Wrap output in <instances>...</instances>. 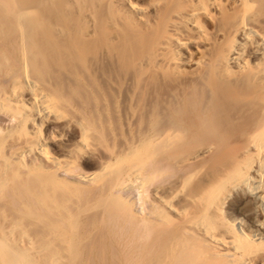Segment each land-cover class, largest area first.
<instances>
[{"label":"bare ground","instance_id":"obj_1","mask_svg":"<svg viewBox=\"0 0 264 264\" xmlns=\"http://www.w3.org/2000/svg\"><path fill=\"white\" fill-rule=\"evenodd\" d=\"M150 1L151 0H149V2ZM233 1L237 6V11H238L237 12V18H236V21L234 22L235 25L233 23L234 27L232 29L231 36H230V39H229L227 46L225 47L224 50H222L223 47H221L222 51L219 54V56H217L218 58H217L216 65L218 64V66H220V68L223 69L229 76H237V77L239 76V80L243 78L242 80H246L248 82L247 86H245L246 82H243V84L241 83L242 84L241 86L244 85L245 87L240 88L241 87L240 86L239 88L244 90V91L246 90L247 92L251 91V94L253 93V98H250L252 100L249 102H252L255 105L256 114L254 113L255 117L252 120H251V117H250V119L248 118L249 119L248 122H250V123L245 121L246 123H248V124H246L247 126H245L246 127L245 130L241 125L242 122H239L240 124L236 125L237 127L241 126V128L240 127L239 128L242 131V133H244V131H245V135L243 136V138H245V143L242 146V149L240 148L241 149L240 154L235 159V161L228 168L224 169L221 173L219 172L220 174L214 180H211L208 183V185H206V188L201 193L197 194V192H196V194L190 195L189 202L193 206H195V208H196L195 211L191 212L187 208L181 207L180 205H182V204H179V206H177V205L173 204L171 200H168L165 197H162V195L159 197L160 201L164 202L167 205L166 207H168L169 210H171L175 214L177 219L179 218L182 220V225H181V237L176 238L175 240L169 241L167 245H164L161 248L158 247L160 250L157 252L154 261L152 260L154 262V264H170L172 261H173V264H264V28L263 27H257V23H259L261 21L264 23V19L261 20V17L262 16L264 17V0H233ZM157 2H159V1L157 0ZM157 2H155V3H157ZM108 3L110 6L114 7V10H115L114 11L115 14H113L114 19H116L118 21H122V22H127L129 24L135 23V22H137V23L145 22L147 14L150 11V5L140 3L138 0H109ZM85 4H86V0H0V212L4 210L3 208L7 207L8 202H10L11 204H14L13 206L15 208L14 212L12 211V209L9 210V211H11V213L8 212L9 214L6 215L5 220H4L5 222L3 224H1V222H0V264H73V261H74V258H73V256H74L73 251L74 250L73 249H74V246L76 244L77 238H79V236H80L79 232L81 231V229L79 232L77 231V229L74 225V222H75L76 214H79L80 212H82V210H84L83 204L85 202L83 203L81 201V198H82V196L85 198V196L83 195V193L85 192V188H86L85 185L102 186L101 178L99 177V173H96L93 171L91 173H88V172L84 173V174L81 173V175H79L77 177L78 180L74 181L72 183L71 182L67 183L65 180H63L59 176V173H58L59 170H62L64 168H66V170L64 169L65 171H67L68 167H69V169L72 168L74 166L73 164L80 161V159L83 158L84 156H92L94 153H96L95 150H96V146H97L96 144H97V139H98L97 130L101 129V126L99 124H97L98 122L95 119V117L93 118L94 113H92V114L90 113V111L92 112L93 110H89V112L87 111L88 109L84 110V112L87 111V113H89L88 118L90 117V119L87 118L88 120H85L82 115L75 114L72 112L76 108H78L76 106V102H74V101L79 100L77 98V96L79 97V94H78L79 92H77L78 95L74 98V96H73L74 93L72 92L73 95H71L72 93L69 92L70 90L69 91L67 90L69 88L67 87V89H66V86H64V84L62 82L64 78H62V81H61L62 85L59 83L60 79H61L59 76H61V74L60 75L58 74L59 76L57 74L56 75L54 74L56 72V70H58V69L61 70L60 68H62V69L64 68L65 70H67V73L70 72V73H68L69 75H71V73H72L73 76L77 75V77H78V75H79V77H81V78H82V76L84 77V74H83L84 73L83 72L84 71L83 70V68H84L83 64L84 63L83 62H85V59H84L85 56L83 53L85 51H83V49L85 50V48H84V45L82 42H78V38H77V34H76L77 31L74 32L75 28L73 29V26L71 25L73 23H71V21H70L69 12H70V10L75 9L76 11H78L82 15L83 19L85 18L90 23L89 27L91 28V26H92V28L90 30H88V32H86L85 36L89 40H91V42H92V39L97 34V29L95 27L96 25L94 26L95 16L93 13L94 11H92ZM160 5H161V3H160ZM219 5H220V3L218 0H183V2L179 6L173 8L171 11L172 16L170 18L169 24H167L168 27L166 28L165 34L163 33L164 35H163L162 40L160 42V46L158 47L159 53L157 55L159 58L157 59L154 56V58L157 59L155 61L156 62L160 61L164 64L175 66V68L182 67L184 64V61H185V57L183 54L184 48L188 47L190 45H194V44L189 45L188 40H191V39L184 38L182 36V33L183 32L193 33L194 37L199 38L200 40H201V38L203 39V37H206L207 29L205 26H207V25L204 24L203 20L213 19L214 13H216V12L213 13V11H214V9L217 10ZM158 10L159 9H157V11ZM218 10H219V8H218ZM78 12H76V13H78ZM103 16H105V15H103ZM113 17H110V18H113ZM86 20H84V21H86ZM111 21H112V19H111ZM153 21H154V19H153ZM206 21H208V20H206ZM220 21L221 20L219 19V21H217V23H219ZM109 23H111V22H109ZM109 23H107V24H109ZM206 23H208V22H206ZM75 24H77V23H75ZM98 25H99V23H98ZM112 25H114V24L112 23ZM74 27H75V25H74ZM81 28H83V27H81ZM78 31L80 32V30H78ZM226 33H228V32H226ZM183 35L186 36L185 33ZM113 36L115 38L114 34H113ZM113 36H111V38ZM190 36H191V34H190ZM79 37L82 38V36H80V35H79ZM86 37H83V39ZM102 38H104V37H102ZM191 38H193V36ZM88 39H86V40H88ZM210 39H212V37ZM115 40H118L117 36H116ZM213 40H214V38H213ZM82 41H85V40H82ZM108 41H110V39ZM112 41H113V39H112ZM191 41L195 42V44H196L197 39H195V41H194V38H193V40H191ZM202 41L205 42L204 39ZM208 41L210 42V40H208ZM215 41H216V39H215ZM121 42H123V41H121ZM206 42H205V45H208V43L206 44ZM109 43L107 42V45ZM200 43L202 46L204 45V44H202L203 42H200ZM115 44H117V43H115ZM198 44H199V42H197L196 47H198L200 45V44L199 45ZM210 44H212V43H210ZM216 44H218V42H216ZM213 45H215V44H213ZM85 46H86V48L88 47L86 44H85ZM212 46H210V48ZM112 48L110 47V49H112ZM190 48H191V46L188 49H190ZM205 48L207 49V47H205ZM214 49H215V47H214ZM192 50L190 52H192ZM207 50L205 51V53L207 52ZM208 51H210V50H208ZM86 52H87V49H86ZM86 52H85V54H86ZM106 52H108V51H106ZM112 52H114V51H112ZM153 52L155 53L156 51L154 50ZM198 54L200 57V53H198ZM206 54H209V53H206ZM109 55H112V54H109ZM188 57H189V55H188ZM196 57H197V55H196ZM195 59H197V58H194L193 60L195 61ZM203 59H205V57L204 58L201 57L193 63V64H195L196 68L201 67V69H202L205 66V63L207 65L208 59L206 58L207 60L205 63H204L205 60H203ZM214 59L216 61V57H214ZM144 61H146V60H144ZM156 62H154V63L156 64ZM147 63L148 62H146V64ZM189 64L190 63L188 62L187 65H189ZM211 64H212V62H211ZM202 65H203V67H202ZM214 65H213V67H214ZM88 66H89V64H88ZM211 66L209 67L210 69L208 68L209 70H211ZM187 67H189V66H187ZM163 70L165 71V67L163 68ZM197 70H199V69H197ZM63 71H62V73H63ZM101 71H102V68H101ZM157 71H159V70H157ZM166 71H167V69H166ZM168 71H169V69H168ZM194 71H196V69L191 71L192 75H193ZM57 72H59V71H57ZM154 72H156V71H154ZM179 72H177V73H179ZM206 72H208V74H209L208 70ZM206 72H205V74H206ZM221 72H223V71H221ZM107 73L108 72H106V74ZM160 73H158V74H160ZM186 73H187V71H186ZM68 74L67 75L64 74V75H66V77H68L69 76ZM194 74H195V72H194ZM196 75H197V73H196ZM202 75H204V73ZM202 75H200V77ZM207 75L205 76L206 78H207ZM71 76H69L68 78H70ZM197 76H199V75H197ZM66 77H65V82L67 85L68 81H67ZM86 77H84V78H86ZM205 77H202V80H204L203 78H205ZM84 78L82 81H84ZM88 78H90V77H88ZM195 78H197V77H195ZM75 80H76V82L79 81L77 79H73V81H75ZM219 80L217 81L218 83H216V82L215 83L221 85L220 82L222 83V81L219 82ZM232 80H235V79L233 78L230 81H232ZM239 80H238V82H239ZM79 82H77V85ZM89 82L91 84H94V82H91L90 80L88 81V84H90ZM204 82H206V81H204ZM73 83H75V82H73ZM152 83H154V82H152ZM234 83L235 82L233 81V86H235L237 82L235 83V85H234ZM88 84L86 85V87L88 86ZM108 84H109V82H108ZM223 84H225V83H223ZM82 85L85 86L84 84H82ZM200 85H201V83H200ZM212 85H210V89L213 88V87H211ZM72 86H74V88L76 87V85H72ZM91 86L93 87L92 88L93 90H94V88L98 87L97 83H96V85L94 84ZM94 86H96V87H94ZM202 87H204V86L202 85ZM219 87H217V88H219ZM89 88L88 89L86 88V91H88ZM200 88L201 87L199 86L198 89H200ZM99 89H95L96 92H95V90H94V92L97 93V90H99ZM220 89H222V91H220L221 95L218 92H217L218 94H216V95H214L215 92L213 94L212 93L211 94L214 96L220 95L223 98V96H224L223 94H225V93L223 92L224 91L223 88L220 87ZM192 90H194V89H192ZM226 91H227V89H226ZM81 92H82V95H83V93L86 94L85 91L84 92L81 91ZM187 92L189 93V90H187L184 94H186ZM195 92L198 93L197 91H195ZM98 93H97V95L99 97V94H101V93H99V94ZM191 93L193 94V92H191ZM204 93L206 94V90ZM235 93H236V91H235ZM184 94H182V96ZM211 94H209V95L206 94L207 97L209 96L208 99L211 97L210 96ZM88 95H90V94H88ZM195 95H197V94H195ZM199 95H200V93H199ZM247 95H249V94H247ZM175 96L176 95H174V98H175ZM187 96H189V94ZM220 96L216 97L219 101L217 103V105L220 103V99H221ZM227 96H228V94H227ZM82 97H84V96H82ZM170 97L172 98V96H170ZM207 97L205 99H207ZM235 97H237V96H235ZM90 98H89V100L94 102L95 98L94 99L93 98L90 99ZM101 98H102V96H101ZM174 98H173V100H175ZM186 98H188V97H186ZM191 98H193V97H190L189 100H191ZM199 98H197V99H199ZM203 98H204V95H203ZM229 98H232V97H229ZM233 98L231 101H237L236 98H234L235 100ZM80 99L82 100V98H80ZM205 99H203V100H205ZM239 99H241V101H242V98H239ZM84 100H86V99H84ZM180 100L183 101L182 99H179V102H180ZM222 100H221L220 104L224 103V102H222ZM244 100H246V99L243 98V102H246ZM91 101H89V102H91ZM123 101H125V100H123ZM158 101L160 102V100H158ZM169 101L166 100L165 102H169ZM206 101H204L202 103V108H201L202 110H204V109L206 110V108L209 105V104H207L208 101L207 102ZM93 102L91 104H93ZM188 102L189 101H187L186 103H188ZM192 102H194V101H192ZM212 102H214V104ZM212 102L210 101V103H212L211 105L214 106L217 101H212ZM174 103H175V101L173 103H171L172 104L171 106L173 108H174L173 105H175V106L177 105ZM234 103H236V102H234ZM234 103H232V106ZM194 104H193V106H194ZM220 104L218 106H220ZM245 104H243L242 106H244ZM82 105H84V103ZM86 105H88L87 101L85 102V106H83V107H86ZM99 105H97V106H99ZM142 105H143V103H142ZM188 105H186V107ZM89 106H90V104H89ZM81 107L82 106L79 105V108H81ZM92 107H94V109H95L94 105H92ZM186 107H183V109ZM223 107H222L223 111H224V108H225V110H227V108H226L227 105L224 108ZM240 107L241 106H239V108ZM252 107H253V105H252ZM104 108H105V106H104ZM108 108H107V110H108ZM159 108L162 109L160 106H159ZM159 108L157 107V110ZM176 108H177V106H176ZM176 108H175V110H176ZM214 108L215 107H213V109ZM237 108H238V106L236 105L235 109H237ZM101 109L102 108L100 107L99 110H101ZM141 109H143V107ZM145 109H147V108H145ZM216 109H218V107H216ZM233 109L234 108H232V110ZM79 110H83V108H81ZM107 110L105 109L104 111L106 112ZM139 110H140V107H139ZM190 110H192V109H190ZM229 110H230V107L227 111H229ZM186 111H188V109ZM199 111L198 112L200 114H202V115L204 114L203 113L204 111L202 113H201V110H199ZM207 111L208 110H206L205 112H207ZM214 111H215V109L213 110V112ZM217 111L218 110H216L217 115L220 116V114H219L220 112L218 113ZM252 111H254V110H252ZM84 112H83V114H85ZM107 112H109V111H107ZM150 112L151 111H149V113ZM164 112H165V110H164ZM195 112H197L196 109H195ZM195 112L193 111L194 114H195ZM209 112L211 113L212 111L209 110ZM209 112H208V114H209ZM224 113L228 114V112H223L222 114H224ZM229 113L232 114L230 111H229ZM90 114L93 116L91 117ZM102 114H103V112H102ZM102 114H100V116ZM183 114H184V111H183ZM194 114H191V115H194ZM230 114H228V116L225 114H224V116L221 115L222 116L221 118H223L225 116L227 118L230 116V118H231L232 116ZM163 115H165V114H163ZM212 115L213 114H211V116ZM217 115H216V119H215V117L213 119H211V117L210 118L208 117L205 119H210L211 121H213L215 119L214 121H216L218 118ZM96 116H97V114H96ZM153 116H154V114H153ZM203 116L207 117L206 114ZM102 117L105 118L104 120L107 119V116L104 117L102 115ZM166 117L167 116H165V118ZM158 118H160V117H158ZM221 118L216 121V122L219 121L218 122V123H220L219 125H221V123H223V122H220ZM227 118H226V121L229 120ZM243 118L245 119V117H243ZM180 119H182V118H180ZM186 119H187V117H186ZM193 119H194V117H193ZM205 119L202 118V121ZM240 119L241 118H239V120ZM161 120L162 119L160 118L158 121H161ZM191 120H192V118H191ZM200 120L201 119H199V121L198 120L197 121L200 122ZM210 120L209 121L206 120L207 121L206 125H205V123L202 125V122L200 124L197 123L198 126L193 125L194 128L196 127L198 129H193L192 131L198 130V132H199V127H200L201 131L203 129H205L204 127H206L207 129H211L210 126L213 124L214 121L211 122ZM245 120H247V118ZM107 121H109V120L107 119ZM151 121H153V120H151ZM175 121H177V120L175 119ZM182 121H183L184 125L187 126L186 125L187 123L185 122V120H182ZM231 121L232 120H230L228 122H231ZM234 121L235 120H233L232 122H234ZM166 122H167V120H166ZM209 122H211L212 124L208 125ZM244 123H242L243 126L245 125ZM181 125H183V124H181ZM215 125L219 126L217 123H215L214 126ZM97 126H99V129H97L98 128ZM201 126H204V127H201ZM154 127H155L154 129L160 130V128H158V126L157 127L154 126ZM106 128H109V127H106ZM162 128L163 129L159 133L158 132L155 133V135H154L155 137H153V138L159 137L160 142H161V140H163V138L165 139L167 137H176V136L181 137L180 135H178L179 132H182L186 129L185 128L184 130H182L183 127L180 128L179 126H176L174 124H173V126L169 125L168 127H162ZM67 129L74 130L76 132L75 133L76 135H75V137H73V139L71 138V142L69 145H67L66 147H64L65 146L64 145L63 146L64 148L61 147V149L63 148L62 149V151H63L62 155H58V154L54 155L53 152L49 151V145L52 142V140H54V138L56 137V132H58L60 130L66 132ZM104 130H105V127L103 128V131ZM124 130L126 131V129H124ZM187 130L188 129H186V132H187ZM201 131H200V133L197 132L199 134L198 136L205 134V133L201 134ZM210 131H212V130H210ZM237 131H239V129ZM214 133H216V132H214ZM238 133L240 134V132H238ZM109 134H110V132H109ZM195 134H196V132H195ZM205 135H206V137L203 135L202 136L206 139L209 134L207 135V133H206ZM202 136H201V138H202ZM228 137L229 136H227V138ZM145 139H143V140H145ZM8 141H10V147L8 148L9 150H7V152L5 154L1 155V152H2L5 144ZM163 141L165 142V140H163ZM173 141L176 142V140H173ZM137 142H138V140H137ZM158 142H156V143H158ZM170 142H171V140H170ZM209 143H211V142H209ZM124 144L126 145V143H124ZM165 144H168V143L166 142ZM165 144H164V146L167 147L168 145H165ZM175 144H172V145H175ZM148 145H149V143L147 141H144V142L139 143L138 146H136V145L133 146L132 147L133 153L137 154V152H139V150L141 148L146 150ZM176 145H178V142ZM209 145H211V144H209ZM162 146H160L161 149L159 147H157V148H159V150H163ZM207 146H208V144H207ZM122 147H124V146L122 145ZM174 148H176V147H174ZM52 149H53V147H52ZM154 149H155V146H154ZM209 149L211 150L212 147ZM126 150H127V148H126ZM135 150L137 152H135ZM156 150H154L153 153L154 152H155V154L161 153V152H158L159 150H157V152H158L157 153ZM8 151H10V152H8ZM143 151H142V153H143ZM198 151H199V149H198ZM120 152H122V151H120ZM120 152H119L116 160L114 159L116 161L114 163L120 164V162H121L122 164H125V163L128 164L127 162L130 159H128V161H127V158H126V157H128L127 152H124V150H123L122 154ZM129 152H131V151H129ZM195 152H197V151H195ZM27 153L28 154L31 153L34 157L31 163H26L28 160L24 161V159H23L24 155ZM145 153H147V151ZM148 153H149V151H148ZM192 153H194V152H192ZM131 154H132V152H131ZM131 154H130V156H131ZM135 154H134V156L136 157ZM214 154H216V153H213V156H215ZM152 155H154V154H152ZM103 157H105V155ZM108 157H110V156H108ZM101 158H102V156H101ZM132 158H133V155H132ZM191 158H189V159H191ZM187 159H188V157L186 158V160ZM42 160H45V161L49 162L50 164H52L53 165L52 168L54 167V170L51 171L52 169L51 170L49 169V165H48L49 163L48 164L46 163L48 165V167H46L47 165L45 166V164L43 163L45 161H42ZM84 160H85V158H84ZM110 161H111V158H110L109 162L107 160H102V162L100 163L101 164L100 168L98 167L99 169H101L100 172L103 171V173L106 172V174H108L109 170L112 168L111 164H113V166L115 165L114 163H111ZM123 161H124V163H123ZM182 161H184V160H181V162ZM14 163H17V168L12 167V164H14ZM146 164H145V166L150 165V163L147 165ZM69 169H68V172H69ZM73 169H75V168H73ZM99 169H97V170H99ZM70 170H72V169H70ZM23 171L26 172V175H25L26 177L22 176L21 172H23ZM73 171H75V170H73ZM73 171H70V173H72ZM159 171H160V168H159ZM103 173H102V175H103ZM65 174H66V172H65ZM72 174H74V172ZM110 174L113 175L112 173H110ZM110 174H108V175H110ZM114 175H116V174H114ZM123 176L126 179H135V182H136V180H139L141 178V171H140L139 166L136 163L130 164V165L128 164L124 168ZM113 178L114 177H112L109 182H111V181L113 182V180L115 181V178L114 179ZM121 178H122V176H121ZM108 179H110V178H108ZM181 179L182 178H180V181H181ZM132 182H134V180ZM155 182H157V181H155ZM181 182H180V184H181ZM138 183H140V182H138ZM136 184H137V182H136ZM183 184H185V183L183 182ZM106 185H107V183H106ZM117 185L121 189V191H122V188L126 189V185H124V182L119 183ZM144 185H145V183L143 184V186ZM110 186L111 185H109V187ZM130 186H134V185H130ZM107 187L105 186L104 189H106ZM135 187H137V186L135 185ZM97 188L99 189V187H97ZM127 188H129V187H127ZM139 188L142 189L141 186ZM181 188H183V186ZM94 189H96V188H94ZM98 189L95 192L98 193ZM177 189H179V188H177ZM180 189H179V191H180ZM126 190H128V189H126ZM91 191L92 190H90V192ZM183 191H185V190H183ZM95 192H94V194H96ZM103 192H105V190ZM115 192H117V191L115 190ZM186 192H187V190H186ZM236 192H241L244 194L243 196L248 197V201L250 203V209H249V211H250V223L248 225L243 224L240 220H237V218L235 220V219H230L227 216L226 202H228V200L230 199L229 197H231V195L233 193L236 194ZM178 194H180V193L178 192ZM182 194L183 193H181V197H182ZM119 196H120V199L123 198L121 195H119ZM155 196H157V195H155ZM183 196L186 197V194ZM92 197H90V199ZM176 197H177V194L175 195V198ZM16 199H19L20 203L19 204L17 203L18 205L15 204L16 203L15 201H17ZM92 200H93V198H92ZM178 200H177V202H178ZM137 201H138V199H137ZM174 201H176V200H174ZM97 202L98 201H95V202L92 201V202H90V204L91 203L96 204ZM135 202H136V200H135ZM154 202H156V201H154ZM158 203L161 205L160 202H158ZM181 203H182V201H181ZM132 204L133 203H131V205ZM15 205H17V207ZM183 205H185V204H183ZM105 207L108 211L109 207L108 206H105ZM127 207H130V205L128 204ZM99 208L102 209V207H99ZM103 209H105V208H103ZM103 209H102V211H104ZM74 210H76V212H74ZM93 213L91 211V214H93ZM134 213H136V212H134ZM1 214H3V213H1ZM108 214H110V213H108ZM153 214H154V212H153ZM86 215L89 216L90 214L89 215L86 214ZM149 216H150V214L147 217L148 219H149ZM156 216H157V218L160 219L163 216L162 212L157 210ZM156 216L154 217V219L156 218ZM2 217H3V215H2ZM79 217H80V215H79ZM103 217H104V215L102 216V219H101L102 221L104 220ZM110 217H109V215L107 216V218H110ZM90 218H92L91 215H90ZM90 218L88 217L86 219V221ZM98 218L99 217H96L97 221L98 220L100 221V219H98ZM123 218H124V216H123ZM143 218H144V215H143ZM151 218H153V217H151ZM168 218L169 217H167V220H168ZM164 219H166V218L164 217ZM136 220H137V218H136ZM144 220H145V218H144ZM167 220L165 222L168 223L169 220L168 221ZM89 221L87 222L88 225H89ZM91 221H93V220L91 219ZM91 221H90V223H91ZM124 221H125V218H124ZM140 221H142L141 216H140ZM158 221H160V220H158ZM95 222H93V223H95ZM145 222H147V220ZM93 223H91V224H93ZM107 223H108V221L106 222V225H107ZM109 223H111V222L109 221ZM120 223H121V221H120ZM176 223L177 222H175V224ZM96 224H97V222H96ZM112 224H117V223L115 222ZM151 224H153V223H151ZM102 225L103 226H100V227H105L106 226L105 222L104 223L102 222ZM96 226L98 227L99 224H97ZM108 226H110V225H108ZM113 226H115V225H113ZM135 226H136V224H135ZM82 227H83V225H82ZM89 227H87V229ZM80 228H81V226H80ZM83 228H85V227H83ZM112 228L110 229L111 231L109 229L108 230L110 232H112L113 231ZM128 228H130L129 225H128ZM99 229H101V228H99ZM141 229H143V225H142ZM101 230L103 232L106 231L103 229H101ZM148 230H146V231H148ZM136 231H137V229H136ZM98 232H96V233H98ZM100 232L98 233V236H99V234H102V235L104 234L103 232H101V233ZM119 232H117V233H119ZM141 232L142 231H140V233ZM84 233L86 234V231H84ZM96 233H94V234H96ZM148 234H149V231L147 232V235ZM158 234H159V232H158ZM175 234H176V232H175ZM177 234H179V233L177 232ZM109 235H111V234H109ZM121 235L122 234L120 233V236ZM104 236L106 237V234H104ZM149 236H150V234H149ZM91 237H93V236H91ZM94 237L96 238L95 235H94ZM108 237H110V236H108ZM112 237H115V234ZM145 237H146V234H145ZM102 238H103V236H102ZM172 238H173V236H172ZM88 239H90V238H88ZM88 239H87V241H90ZM126 239H127V237H126ZM109 240H110V238H109ZM161 240H162V238H161ZM166 241H168V240H166ZM90 242H93V241H90ZM82 243H84V241H82ZM110 243L111 242H109L108 244H110ZM85 244H81V245H85ZM99 244L101 245L103 243H99ZM92 245H90V243L88 245V243H87V245H85V246L88 248V246H92ZM85 246H84V250L87 249V248H85ZM80 247H82V246H80ZM96 247L97 246L95 245V248ZM91 248H93V247H90V249ZM95 248H94V250H95ZM80 249H82V248H80ZM90 249H88V250H90ZM97 249H99V251ZM97 249L96 250L98 252H101V254H102L101 250H104L103 247H99ZM150 252H151V250H150ZM83 253H85V252H83ZM90 253H88L87 255H90ZM97 253H95V255H97ZM105 253H106V251H104V254ZM92 254H91V256H92ZM82 255H84V254H82ZM87 255H86L85 260H87ZM91 256H88V257H91ZM93 256H94V254H93ZM80 257L83 258L81 256V254H80ZM80 257L77 258V260L79 259V261L76 260L78 263L80 262ZM112 257H114V256L112 255ZM102 258H103V256H102ZM105 258L107 259L106 256H105ZM145 258H146V256H145ZM90 259L92 260L93 258H90ZM142 259H144V258H142ZM83 260H84V258H83ZM97 260H95V261H97ZM99 260H101V257L99 258ZM105 260H103V261L107 264V262H108L107 260H109V258L106 260L107 262ZM81 261H82V259H81ZM88 261L89 260H87L86 262H88ZM92 261L94 262V259ZM97 262L98 263H96V262H94V263L100 264L99 261H97ZM104 262H102V264H104ZM81 263H83V261ZM88 263H85V264H88Z\"/></svg>","mask_w":264,"mask_h":264},{"label":"rangeland","instance_id":"obj_2","mask_svg":"<svg viewBox=\"0 0 264 264\" xmlns=\"http://www.w3.org/2000/svg\"><path fill=\"white\" fill-rule=\"evenodd\" d=\"M108 1L109 0H97V1L96 0H86V4L85 5L88 6L92 11H94L93 12L94 16H95L94 26L96 25L95 27L97 29V34L99 33L98 35L96 34V36L92 39V42H91V40H89L85 36L86 32H88V30H90L92 28V26H91V28L89 27L90 23L85 18L83 19L82 15L78 11H76L75 9H72L69 12L70 21H71V23H73L71 25L73 26V29L74 28L76 29V30L74 29V32L77 31L76 34H77L78 42H82L83 43L84 48H85V50L83 49V51L86 52V49H87L86 54H85V52L83 53L84 56H85V58H84L85 62H83L84 63L83 64L84 68L82 67L83 70H84L83 71L84 72L83 73L84 77H86V76L87 77L84 78L82 76V78H81L78 75V77H79L78 78L77 75L73 76L72 73H71V75L73 76L72 77L71 75L68 74L70 72L67 73V70H65L64 68L63 69L60 68L62 71L64 70L63 73L59 69L56 70V72L54 73L55 75L56 74L57 75L61 74V76L58 75L61 78V79L59 78L60 79L59 83L62 85L61 81H62V78H64L62 82H63L64 86H66V89H67V87L69 88L67 90L68 91L70 90L69 91L70 93H72V92L74 93V95H73V93L71 94V95L74 96V98L79 94V97L77 96V98L79 100L74 101V102H76V106L78 108H76L72 112L75 113V114H80V115H82L84 117L85 120H88V119H90V117L88 118V114L89 113H87V111L89 112V110H93L92 112L90 111V113L91 114L94 113L93 114L94 116L91 115V114L90 115H91V117L93 116V118L95 117V119L98 122L97 124H99L101 126V129H99V126H97L98 127L97 129H99V130H97L98 139H97V144H96L97 146H96V150H95L96 153H94L92 156H84L83 158H81L80 161H78L75 164H73L75 167L73 166L72 168H70L72 170H70L69 167H68L69 172H68V169H67V171H65L66 168H64L65 170L62 169V170L58 171L59 176L63 180H65L67 183L68 182L72 183L74 181H77L78 180L77 177L79 175H81V173L82 174L87 173V172L91 173L93 171V172L99 173V177L101 178V184H102V186H99V185L98 186L85 185L86 188H85V192L83 193L85 198L83 196L81 198V201L83 203L85 202L83 204L84 210H82V212H80L79 214H76L75 222H74V225H75L77 231L79 232L80 229H81V231L79 232L80 236H79V238H77L76 244H75L74 249H73L74 250L73 251V253H74L73 264H77L78 263L77 261H79V259L77 260V258L80 257V254L84 258V260H83V258L80 257V262L78 264H85V263H88V262H89L88 264H96V263H98L97 261H99L100 264H102V262H104L103 260L106 259L105 256L107 257V259L109 258V260L106 259L108 262L105 260L107 262V264H113L114 262H115L114 264H128V263L129 264H154L153 261H154V259L156 257L157 252L160 250L159 248L163 247L164 245H167L169 241L175 240L176 238L181 237V225H182V220L179 219V218L177 219L175 214L171 210H169L168 207H166L167 205L164 202L160 201L159 197L162 195V197H165L166 199L171 200L172 203L177 205V206H179V204H182V205H180L181 207L187 208L191 212L195 211L196 210L195 206H193L189 202L190 195H194V194H196V192H197V194L201 193L206 188V185H208V183L211 180H214L224 169L228 168L235 161V159L239 156L240 151L242 149V146L245 143V138H243V136L245 135V131H244V133H242V131L240 130L241 126L238 125L240 127L239 128L236 125L240 124L239 122H242V123H244L245 121L248 122L250 117H251V120H252L255 117V114H256V112H255V108L256 107H255V105L252 102H249V101L252 100L250 98H253V93L251 94V91L247 92L245 90L246 91L245 92L244 90L240 89V88H244L245 86H247L248 82L246 80H242L243 78L239 80V76L238 77L237 76H229L223 69L220 68V66H218V64L216 65L217 58H218L217 56H219L221 51L224 50L225 47L227 46V44L229 42V39H230V36H231L232 29H233V27L235 25L234 22L236 21V18H237V12H238L237 11V6H236V4L234 3L233 0H218L219 3H220V5L218 6L219 10L217 8V10L214 9V11H213V13L216 12V13H214V17H213V19L215 21L213 19H210V20L209 19H205V20H203L204 24L207 25V26H205L206 29H207V34H206V37H203V39L205 40V42L207 41L206 44L208 43V45H205V42L202 41L203 40L202 38H201V40L199 38H195L193 33L189 32L191 34V36H190L189 33H186V32L182 33V36L184 38H186V39L193 40V38H194V41H195V39H197L196 44H197V42H199L200 45L199 44L198 45L200 47L202 46L200 42H203L202 44H204L203 45L204 47L203 46L201 48L199 46L196 47L195 42H193L191 40H188V42H189L188 44L189 45L190 44H194L195 46L194 45H190L191 46L190 49H188L190 46L184 48L183 54H184V57H185V61H184L183 66L180 67V68H175V66L167 65V64H164V63H162L160 61L156 62L155 60H157L159 58L158 55H157L159 53L158 47L160 46V42L162 40V37H163V35L166 32V28L168 27L167 24H169L170 18L172 16V12L171 11H172L173 8L179 6L183 2V0H158L159 2H157V0H151L152 2L151 1L149 2V0H141V1L138 0L140 3L150 5V11L147 14L145 22H142V23L135 22V23H131V24H129L127 22H122V21H118V20L114 19V17H113V14H115L114 7L110 6ZM155 2H157V3H155ZM160 3H161V5H160ZM157 9H159V10L157 11ZM75 11L78 12V13H76ZM103 15H105V16H103ZM110 17H113V18H110ZM262 17H261V20L264 19V17L263 18ZM111 19H112V21H111ZM153 19H154V21L156 23L153 21ZM219 19L221 21L219 23H217V21H219ZM84 20H86V21H84ZM206 20H208V21H206ZM108 21L111 22V23H109ZM206 22H208L209 24L206 23ZM75 23H77V24H75ZM98 23H99V25H98ZM107 23H109V24H107ZM112 23L114 25H112ZM233 23H234V25H233ZM74 25H75V27H74ZM81 27H83V28H81ZM257 27H263L264 28V23L262 21L257 23ZM78 30H80V32ZM226 32H228V33H226ZM184 33H185L186 36L183 35ZM113 34L115 35V38H114ZM79 35L82 36V38L79 37ZM111 36H113V37L111 38ZM116 36H117L118 40H115ZM192 36H193V38H191ZM83 37H86V38L83 39ZM102 37H104V38H102ZM211 37H212V39H210ZM223 37L224 38L226 37V38L224 39ZM213 38H214V40H213ZM81 39L85 40V41H82ZM86 39H88V40H86ZM107 39L108 40L110 39V41H108ZM112 39H113V41H112ZM207 39L210 40V42ZM215 39H216V41H215ZM121 41H123V42H121ZM107 42L108 43L110 42L108 45L111 48L113 47L114 49L113 48L110 49V47L107 45ZM216 42H218L219 45L216 44ZM115 43H117V44H115ZM210 43H212V44H210ZM85 44L88 46L87 48H86ZM213 44H215V45H213ZM212 45L215 47V49H214V47ZM210 46H212L211 47L212 49L210 48ZM205 47H207V49L210 50V51H208ZM221 47H223L222 50H221ZM154 50L156 51L155 53L153 52ZM191 50H192V52H190ZM206 50H207L206 53H209V54L205 53ZM106 51H108V52H106ZM112 51H114V52H112ZM198 53H200V57H199ZM109 54H112V55H109ZM188 55H189V57H188ZM196 55H197V57H196ZM154 56L157 59H155ZM193 57L197 58V59H199L201 57L202 58L205 57V59H203V60H205L204 61V63H205L206 60L208 59L207 60V65L208 66L205 63V66H204L205 68L202 65V67L204 68V69L202 68L203 70L201 69V67L200 68H196L195 64H193V63L197 59H195V61H194ZM214 57H216V61H215ZM144 60H146V61H144ZM146 62H148V63L146 64ZM154 62H156L157 65ZM188 62L191 65L190 64L187 65ZM211 62H212V64H211ZM88 64H89V66H88ZM213 65H214V67H213ZM163 66L165 67V71L163 70V68H164ZM187 66H189V67H187ZM210 66H211V70H209ZM101 68H102V71H101ZM166 69H167V71H166ZM168 69H169V71H168ZM194 69H196V71H194L195 74L193 72V75H192L191 71H193ZM197 69H199V70H197ZM206 69L209 71V74H208V72H206L207 71ZM157 70H159V71H157ZM57 71H59V72H57ZM154 71H156V72H154ZM186 71H187V73H186ZM204 71L206 72V74H205ZM221 71H223V72H221ZM106 72H108V73L106 74ZM157 72L158 73L161 72V73L158 74ZM177 72H179V73H177ZM200 72L201 73L203 72L204 75H202L203 73L201 74ZM196 73L199 76H197ZM64 74H66V75L68 74L69 76H71L70 77L71 79L68 78L69 76L66 77V75H64ZM200 75H202V76L200 77ZM206 75H207V78L205 77ZM65 77H66V79H67V81L69 83V84L67 83L68 86L66 85ZM88 77H90V78H88ZM195 77H197V78H195ZM202 77H205L206 79L203 78L204 80H202ZM83 78H84V81H82ZM233 78L235 80L230 81ZM73 79H77V80L80 81V82L77 81V82H79L78 85H77L76 80L73 81ZM237 79L239 80V82H238ZM89 80L91 82H94L95 85L97 83L98 87L94 86V87H96V88H94V90L95 89H99L101 87L99 90H97V93L98 92L101 93V94L98 93L99 97H98L97 93H95L96 90L94 92V90L92 89L93 87L91 85H94V84H91L90 82L89 83L91 85L88 84ZM218 80H219V82L222 81V83L220 82V84L222 86L219 85V84H216V83H218L217 82ZM204 81H206V82H204ZM233 81L235 83L237 82L236 85L234 83L235 86H233ZM73 82H75V83H73ZM108 82H109V84H108ZM152 82H154V83H152ZM243 82H246L245 86L244 85L241 86L243 84ZM200 83H201V85H200ZM223 83H225V84H223ZM82 84H84L85 86H83ZM87 84H88L89 87L91 86L90 87L91 89L88 86L86 87ZM72 85H76V87H75L76 89ZM202 85L204 87H202ZM210 85H212L211 86V87H213L212 89H210ZM199 86L201 87L200 88L201 90L198 89ZM219 86L221 88H223V90H224L223 92L225 94H223L224 95L223 98H222V96H220L221 95L220 91H222V89H220ZM217 87H219V88H217ZM86 88L87 89L89 88V90L86 91ZM192 89H194V90L196 89L195 91H197L198 93H196ZM226 89H227V91H226ZM187 90H189V93L187 92L189 94V96H187L188 95L187 93L184 94ZM205 90H206V94H208V95L211 94V93L213 94L214 92H215L214 95L219 93L220 95H217V96L218 97L220 96V98H221L220 99V103H221V100L223 99L222 102H224L225 104L224 103H222V104L219 103L220 106H218L219 104L217 105V103L219 101L216 98L217 96H214V95L211 94L210 95L211 97L208 99L209 96L208 97L206 96V94L204 93ZM81 91H83V92L85 91L86 94L83 93V95H82ZM235 91H236V93H235ZM77 92H79V93L77 94ZM191 92H193V94ZM199 93H200V95H199ZM241 93L242 94L244 93L245 95L244 94L242 95ZM88 94H90V95H88ZM182 94H184L185 96L184 95L182 96ZM195 94H197V95H195ZM227 94H228L229 97L236 98L237 101H231L232 98H229L227 96ZM247 94H249V95H247ZM100 95L102 96V98H101ZM174 95H176L175 98H174ZM203 95H204V98H203ZM82 96H84V97H82ZM170 96H172V98ZM235 96H237V97H235ZM90 97L93 98V99L95 98L94 102L89 100ZM186 97H188V98H186ZM190 97H193V98H191V100H189ZM206 97H207V99H205ZM80 98H82V100ZM173 98L175 100H173ZM197 98H199V99H197ZM239 98H242V101ZM243 98L246 99V100H244L246 102H243ZM84 99H86V100H84ZM179 99H182L183 101L180 100V102H179ZM203 99H205V100H203ZM80 100L84 103V105H82L83 103ZM123 100H125V101H123ZM158 100H160V102ZM166 100L167 101L170 100V101L169 102H165ZM86 101L88 102V105H86V107H83V106H85V102ZM89 101H91V102H89ZM172 101L173 102L175 101L174 104H177L176 105L177 108H176L175 105H173L174 108L171 106L172 105L171 103H173ZM187 101H189V102L186 103ZM192 101H194V102H192ZM204 101H206L207 104H209L208 107L206 106L207 107L206 110H208L207 112H205L206 111L205 109L204 110L201 109L202 108V103ZM210 101L211 102L212 101H217V102L213 106L211 104L212 103L214 104V102L210 103ZM92 102H93V104H91ZM234 102H236V103H234ZM77 103L78 104L80 103L79 105L82 106L81 108H83V110H79L81 108H79V105ZM142 103H143V105H142ZM232 103H234L233 106H232ZM89 104H90V106H89ZM185 104L186 105L189 104V105L186 107ZM193 104H194V106L196 108L193 106ZM243 104H245V105L242 106ZM251 104L253 105L254 108L252 107ZM92 105H94L95 109L96 108L97 109L95 110L94 107H92ZM97 105H99V106H97ZM103 105L105 106V108H104ZM226 105H227V107H226L227 110L230 107L229 111L232 114H230L229 111L225 110L224 107ZM236 105L238 106L237 109H235ZM159 106L163 110L160 109ZM212 106L215 107L214 108L215 109L214 112H213L214 109H213ZM221 106L222 107L224 106L223 107L224 111L222 110ZM239 106H241V107L239 108ZM100 107L102 108L101 110H99ZM139 107H140V110H139ZM142 107H143V109H141ZM157 107L159 108L158 110H157ZM183 107H186L189 112L186 111L187 110L186 108H184L185 109L184 110ZM216 107H218V109H216ZM107 108H108V110H107ZM145 108H147V109H145ZM175 108H176V110H175ZM189 108L192 109V110H190ZM232 108H234L233 109L234 111L232 110ZM85 109H88V110L84 112ZM103 109L104 110L106 109L109 112H107V111L105 112ZM195 109L197 110V112H195ZM251 109L254 110V111H252ZM164 110H165V112H164ZM199 110H201V113L204 111L203 115L206 114L207 117L203 116L202 114H200ZM209 110L212 111V112L210 113ZM216 110H218L217 111L218 113L220 112L219 113L220 116L217 115ZM149 111H151V112L149 113ZM183 111H184V114H183ZM193 111L195 112V114L193 113ZM83 112L85 114L86 113L87 114L85 115V114H83ZM102 112H103V114H102ZM208 112H209V114H208ZM223 112H228V114H230L233 118L234 117L235 118L234 119L232 117L230 118V116L228 118L226 116L221 118L222 116H224V114L228 116L227 113L222 114ZM96 114H97V116H96ZM100 114H102L104 117L107 116V119L109 121H107V119L104 120L105 118H103L102 115L100 116ZM153 114H154V116H153ZM163 114H165V115H163ZM191 114H194V115H191ZM211 114H213V115L211 116ZM216 115L218 116L217 120L221 118L220 122H223V123H221V125H219L220 124V123H218L219 121L218 122H216L217 120L214 121L216 119ZM165 116H167V117L165 118ZM158 117H160L162 119L161 120L162 122L158 121L160 119ZM186 117H187V119H186ZM190 117L192 118V120H191ZM193 117H194V119H193ZM208 117L209 118L211 117V119H213L215 117V119L213 121L215 123H217L219 126L215 125L216 126L215 127L214 126L215 123L213 121H211L210 119H205V118H208ZM243 117H245V119L247 118V120H245ZM180 118H182V119H180ZM202 118L205 119V120L202 121ZM226 118L229 119L228 121H230V120H232V121L235 120V121L234 122H232V121L228 122V121H226ZM239 118H241V119L239 120ZM175 119L177 121H175ZM196 119L198 121H199V119H201V120H200V122H198ZM151 120H153V121H151ZM166 120H167V122H166ZM182 120H185V122L187 123V124L186 123L185 124L187 126L184 125ZM206 120L207 121L210 120L211 122H213V124L211 122H209V124L207 123L208 125L212 124L210 126L211 129H207L204 126H201V127H204L205 129L202 128L203 130L201 131V129L199 127V132H198V130L192 131L193 129H198L196 127L194 128L193 125L198 126V124H200L201 122H202V125L204 123L206 125V122H207ZM242 123H241V125L244 128V130H245L246 129L245 126H247L246 124H248L250 122H248V123L245 122L244 126H243ZM173 124L176 125V126H179L180 128L183 127L182 130H184L186 128V129H188L187 132L188 131L189 132L187 133L186 129H185L184 131L179 132L178 135H180L181 137L176 136V137H167L165 139L163 138V140H165V142L163 140H161V142H160L159 141L160 140L159 137L153 138V137H155L154 136L155 133H157V132L159 133L163 129L162 127H168L169 125L173 126ZM181 124H183L184 126L181 125ZM154 126H156V127L158 126V128H160V130L154 129L155 128ZM104 127H105V130L103 131ZM106 127H109V128H106ZM124 129H126V131ZM238 129H239V131H237ZM210 130H212V131H210ZM200 131H201V134L202 133H205V134L207 133V135L209 134L208 135L209 137L207 136V138L205 139L203 136L206 137V135L202 134L203 136L201 135L202 136V138H201V136H198L199 135L198 133H200ZM109 132H110V134H109ZM195 132H196V134H195ZM214 132H216V133H214ZM238 132H240V134ZM75 133L76 132L74 130H72V129L71 130L67 129L66 132H64L62 130L56 132V137L54 138V140H52V142L49 145V151L53 152L54 155H57V154L58 155H62L63 154L62 149L70 144L71 138L73 139V137H75V135H76ZM227 136H229L230 138L228 137L229 138L228 139ZM143 139H145V140H143ZM172 139L176 140V142L173 141ZM137 140H138V142H137ZM170 140H171V142H170ZM144 141H147L149 143L147 149L145 150V149L141 148L139 150V152L141 150L142 151L144 150L143 153H142V151L139 153V152H137L135 150V152H137L138 155L133 153V150H132L133 148L132 147L135 146V145L138 146L139 143L144 142ZM156 142H158L159 144L156 143ZM166 142L168 144H165ZM177 142H178V145H176ZM209 142H211V143H209ZM124 143H126V145ZM121 144L124 147H122ZM164 144L168 145V146L165 147ZM172 144H175V145H172ZM207 144H208V146H207ZM209 144H211V145H209ZM5 146H4V148H3L2 152H1V155L5 154L7 152V150H9L8 148L10 147V141H8L5 144ZM154 146H155V149H154ZM160 146H162L163 150H159V148L161 149ZM52 147H53V149H52ZM61 147H63V148L61 149ZM125 147L127 148V150L128 149L129 150L127 151ZM157 147H159V148H157ZM174 147H176L177 149L174 148ZM211 147H212V149L210 150L209 148H211ZM122 149L124 150V152H127V154H128L127 155L128 157H126L127 161H128V159H130L127 163L129 165L136 163L139 166V168H140L141 178L139 180H136L137 184L135 182V179H126L123 176L124 168L128 164H126V163L122 164L121 162H120V164L114 163V162H116L115 160H116L119 152L122 151L120 153L121 154L123 153ZM156 149L159 150L158 152H161V153L159 154ZM198 149H199V151H198ZM154 150H156V152L159 155L155 154V152L153 153ZM129 151H131L132 154ZM146 151H147V153H145ZM148 151H149V153H148ZM195 151H197V152H195ZM8 152H10V151H8ZM128 152L131 154V156H130V154ZM192 152H194V153H192ZM213 153H216V154H214L215 156H213ZM29 154L27 153V154L24 155V158H23L24 161L28 160L26 163H31L33 158H34L31 153H29ZM134 154L136 155V157L134 156ZM152 154H154V155H152ZM104 155H105L106 158L103 157ZM107 155L110 156V157H108ZM132 155H133V158H132ZM101 156H102V158H101ZM186 156L188 157V159L191 158V157L192 158L189 159V160L187 159L188 160L187 161L186 160V158H187ZM84 158H85V160H84ZM110 158H111L110 162L114 163L115 165L113 166V164L110 163L112 168L110 167L111 169L109 170L108 174L112 173L113 175H111V174L108 175V174H106V172L103 173V171L100 172L101 169H99L100 165H101L100 163L102 162V160H107L109 162ZM181 160H184V161L181 162ZM42 161H45V160H42ZM43 163L46 166L49 162L45 161ZM123 163H124V161H123ZM146 163L147 164L150 163V165L148 166ZM145 164L147 166H145ZM48 165H49V169L50 170L52 169L51 171H53L54 170V167L52 168L53 165L50 164V163ZM48 165L46 167H48ZM12 167L13 168H17V163L12 164ZM73 168H75V169H73ZM159 168H160V171H159ZM97 169H99V170H97ZM73 170H75V171H73ZM70 171H73L74 174H72L73 172L70 173ZM65 172H66V174H65ZM21 173H22L23 177L26 175L25 171H23ZM102 173H103V175H102ZM118 173L122 176V178H121V176ZM114 174H116V175H114ZM105 177L106 178L108 177L110 179H108V178L106 179ZM112 177L115 178V181L113 180L114 183L112 181L109 182ZM180 178H182L181 179L182 182L180 181ZM133 180H134V182H132ZM155 181H157L158 183L155 182ZM122 182H124V185H126V189H128V190H126L125 188H122V191H121V189L118 187L117 184L122 183ZM138 182H140V183H138ZM180 182H181V184H180ZM183 182L185 184H183ZM106 183H107V185H106ZM144 183H145V185H144L145 187L143 186ZM108 184L111 185V186L109 187ZM130 185H134V186H130ZM135 185L137 187H135ZM139 185L141 186L142 189L139 188L140 187ZM105 186L106 187L108 186V187L106 189H104ZM182 186H183V188H181ZM97 187H99V189ZM127 187H129V188H127ZM94 188H96V189H94ZM177 188H179V189L181 188L180 191L182 189L185 190V191L182 190L180 192L179 189H177ZM97 189H98V193L95 192ZM114 189L117 192H115ZM90 190H92V191L90 192ZM104 190H105V192H103ZM186 190H187L188 193L186 192ZM94 192L98 196L96 194H94ZM178 192L180 194H178ZM175 193L177 194L176 198H175V195H176ZM181 193H183L182 197H181ZM185 194H186V197L183 196ZM119 195H121L123 198L120 199ZM155 195H157V196H155ZM243 195L244 194L241 193V192H236V194L233 193L231 195V197H229L230 198L229 200L227 199L228 202H226V213H227V216L230 219H235L236 220V218H237V220H240L243 224L248 225L250 223V211H249L250 203L248 201V197L247 196H243ZM90 197H92L93 200H92V198L90 199ZM137 199H138V201H137ZM16 200L17 201H15L16 202L15 204H17V203L19 204L20 203L19 199H16ZM135 200H136V202H135ZM174 200H176V201H174ZM177 200H178L179 203L177 202ZM92 201L93 202L98 201V202L96 204L94 203L95 205L93 203H91L92 204L91 205L90 202H92ZM154 201H156V202H154ZM181 201H182V203H181ZM130 202L133 203V204L131 205ZM158 202H160L161 205ZM127 203L130 205V207H127L128 206ZM183 204H185V205H183ZM13 205L14 204H11L10 202H8L7 207L3 208L4 210L0 212V222H1V224H3L5 222L4 221L5 217H6L7 214H9L8 212L11 213V211H9L10 209H12L13 212L15 211V208H14ZM17 205H15V206L17 207ZM105 206L109 207L108 211H107ZM99 207H102V209L105 208V209H103L104 211H102V209L99 208ZM157 210L162 212L163 216L160 219L157 218V216H156V211ZM91 211H92V213L94 211L96 213L94 212L93 214H91ZM74 212H76V210H74ZM134 212H136V213H134ZM153 212H154V214H153ZM1 213H3V214H1ZM108 213H110V214H108ZM148 213L150 214L149 219L147 218L148 215H149ZM86 214H88V215L90 214L92 216V218H90V215L87 216ZM2 215H3V217H2ZM79 215H80V217H79ZM103 215H104V217H103L104 220L102 221L101 219H102ZM108 215H109V217L110 216L111 217L107 218ZM139 215L141 216V220L143 222L140 221V216ZM143 215H144L145 220L143 218ZM123 216L125 218V221H124ZM155 216H156L157 219L156 218L154 219ZM166 216L169 217L168 218V220H169L168 223L165 222L167 220ZM88 217L90 219H88L86 221V219ZM96 217H99L98 219H100V221L99 220L97 221ZM151 217H153V218H151ZM164 217L166 219H164ZM136 218H137V220H136ZM91 219L93 221H91ZM89 220L91 221V223L96 221L97 224H99V226L98 227L96 226L97 225L96 222L91 224ZM146 220H147V222H145ZM158 220H160V221H158ZM88 221H89V225L87 224ZM101 221L103 223L105 222V225H106L107 221H108V223H109V221L111 223H109V224L107 223V225L105 227H100V226L104 225V224L102 225ZM120 221H121V223H120ZM174 221L177 222V223L175 224ZM115 222L117 224H112V223H115ZM151 223H153V224H151ZM135 224H136V226H135ZM82 225L86 229L83 228ZM108 225H110V226H108ZM113 225H115V226H113ZM128 225H129L130 228H128ZM142 225H143V229H141ZM80 226H81V228H80ZM87 227H89L88 228L89 230L87 229ZM99 228H101L103 230H106V231L103 232ZM111 228L113 230L112 232H110ZM136 229H137V231H136ZM146 230L149 231L150 236H149V234L147 235L148 231H146ZM84 231H86V234L84 233ZM98 231L99 232L101 231L104 234H106V237L104 236V234L103 235L99 234V236H98V233H99ZM140 231H142V232L140 233ZM96 232H98V233H96ZM117 232H119V233H117ZM158 232H159V234H158ZM175 232H176V234H175ZM177 232L179 234H177ZM94 233H96V234H94ZM120 233L122 234L121 235L122 237L120 236ZM93 234L96 236V238L94 237ZM109 234H111V235H109ZM114 234H115V237H112V236H114ZM145 234H146V237H145ZM90 235L93 236V237H91ZM107 235L110 236V237H108ZM102 236H103V238H102ZM172 236H173V238H172ZM126 237H127V239H126ZM88 238H90V239H88ZM109 238H110V240H109ZM161 238H162V240H161ZM87 239L90 240V241H93V242L87 241ZM166 240H168V241H166ZM82 241H84V243H82ZM98 242L99 243H103L104 245L101 244L102 245L101 246ZM109 242H111V243L108 244ZM87 243H88V245H89V243H90V245H92V244L93 245L92 246H88V248H87L85 246V245H87ZM81 244H85V245H81ZM95 245L97 246L96 248H95ZM80 246H82V247H80ZM84 246L87 249L84 250ZM98 246L99 247H103L104 250H101L102 254H101V252H98L99 251V249H97V248H99ZM90 247H93V248H91L93 251L90 249ZM80 248H82V249H80ZM94 248H95V250H94ZM88 249H90V250H88ZM150 250H151V252H150ZM82 251L85 252L86 254L83 253ZM104 251H106L105 254H104ZM87 252L90 253V255H87L88 254ZM92 253L94 254V256H93ZM95 253H97L98 256L95 255ZM82 254H84V255H82ZM91 254H92V256H91ZM86 255H87V260H89L88 262H86L87 260H85L86 259ZM112 255L115 258L112 257ZM88 256H91V257H88ZM102 256H103V258H102ZM145 256H146V258H145ZM100 257H101V260H99ZM90 258H93L94 262H96V263H94L92 261L93 259L91 260ZM142 258H144V259H142ZM81 259H82L83 263H81L82 262ZM95 260H97V261H95ZM104 264H106V263L104 262ZM170 264H173V261Z\"/></svg>","mask_w":264,"mask_h":264}]
</instances>
